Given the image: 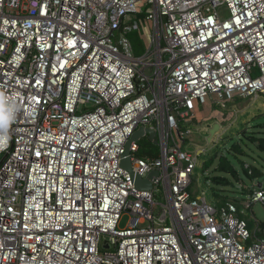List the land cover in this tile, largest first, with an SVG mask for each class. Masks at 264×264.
Instances as JSON below:
<instances>
[{"label": "built area", "instance_id": "1", "mask_svg": "<svg viewBox=\"0 0 264 264\" xmlns=\"http://www.w3.org/2000/svg\"><path fill=\"white\" fill-rule=\"evenodd\" d=\"M234 96L264 97V0H0V264H264L235 204L187 191L188 124ZM139 128L158 154L132 141L130 173Z\"/></svg>", "mask_w": 264, "mask_h": 264}, {"label": "rangeland", "instance_id": "2", "mask_svg": "<svg viewBox=\"0 0 264 264\" xmlns=\"http://www.w3.org/2000/svg\"><path fill=\"white\" fill-rule=\"evenodd\" d=\"M219 14L221 17H226L228 11L223 6L219 9ZM113 41L116 42V38H113ZM141 45L144 50L142 41ZM133 54L136 55L134 51ZM222 101L223 105L212 101L211 103L208 102L205 108L204 106L201 108L200 112L203 113L204 117L202 119L197 118V127H200L201 130L191 123L188 124L193 131L185 138L182 147H186L190 151L201 149L203 152L197 157L198 163L192 173L191 183L187 191L191 196L200 195L203 191L206 201L217 208L225 201L232 202L240 212V217L247 222L249 231L251 233L255 231L257 235L260 232V224L264 222V205L259 202L251 203L250 198L253 190L260 188L258 183H262L264 187V155L249 142L242 143L244 151L242 153L236 152L234 154L230 148L232 144L240 141L239 137L243 133L252 132L256 136L264 135V97L252 99L251 97L234 96L230 100ZM215 122L220 124L221 129L208 143L206 141L208 131L206 130ZM138 142L147 146L149 140L147 137H141ZM221 156L228 159L236 171V176L233 177L230 173L216 169L221 163ZM210 157L212 158L210 159ZM242 163L259 169L261 177L252 183L245 175ZM214 175L225 177L227 183L212 184L210 180ZM155 197L157 202L163 203L165 201L161 192L156 193ZM126 220L127 217H123L120 224L123 225ZM102 252L103 249L100 246V253Z\"/></svg>", "mask_w": 264, "mask_h": 264}, {"label": "trees", "instance_id": "3", "mask_svg": "<svg viewBox=\"0 0 264 264\" xmlns=\"http://www.w3.org/2000/svg\"><path fill=\"white\" fill-rule=\"evenodd\" d=\"M128 37H129V40L131 43L132 50L135 52L136 56L141 55L143 52V47L141 45L142 40H141L140 33L139 32H130V33H128ZM239 139H240V141L232 144V146L230 148V151L232 153L236 154V152H241V153L244 152L242 149V143L249 142L250 144H253L255 146L257 151H259L260 153H262L264 155V135L256 136L252 132H249L248 134H246V133L241 134ZM146 148L149 150V152L152 155L156 156L158 154L157 145H154L153 143L149 142L147 144ZM211 158L212 157H210V159ZM220 161H221V163L218 164L216 169L230 173L233 177L236 176L235 169L232 167V165L229 163V161L226 157L221 156ZM242 169H243L245 175L250 179V181L252 183L255 182L258 179V177H261L260 176L261 172L256 167L242 163ZM210 181L212 184H216V185L227 183V179L223 176H220V175L212 176ZM257 185H255V186H257ZM261 187L264 189V187L262 185H261ZM225 202H227V201H225ZM259 227H260V232L257 235L258 236H264V222H262Z\"/></svg>", "mask_w": 264, "mask_h": 264}, {"label": "water", "instance_id": "4", "mask_svg": "<svg viewBox=\"0 0 264 264\" xmlns=\"http://www.w3.org/2000/svg\"><path fill=\"white\" fill-rule=\"evenodd\" d=\"M221 126L218 122H215L212 124V126L209 128L208 131V137L206 141L210 143L214 136L219 132ZM147 135V139L151 141L154 145H157L158 141L155 139V132L146 128H139L137 129L131 136L130 140L127 142L125 145V152L124 156L121 160V167L128 170L131 173V166H130V161H129V144L132 141H138L141 137ZM158 172L157 171H152L150 172L146 178H141L138 175H134V183L135 187L138 190H150L152 189V182L151 178L153 176H157ZM261 183H258V187H261Z\"/></svg>", "mask_w": 264, "mask_h": 264}, {"label": "crops", "instance_id": "5", "mask_svg": "<svg viewBox=\"0 0 264 264\" xmlns=\"http://www.w3.org/2000/svg\"><path fill=\"white\" fill-rule=\"evenodd\" d=\"M208 102L211 103L212 101H211V100H208L207 103H206L205 105H203L204 108L206 107V105L208 104ZM203 106H202V107H203ZM202 107H200V108L196 111V112H197V113H196V117L192 120V122H193L194 124H198V120H197L198 117H200V119H202V118L204 117V116H203V113L200 112V110H201Z\"/></svg>", "mask_w": 264, "mask_h": 264}, {"label": "clouds", "instance_id": "6", "mask_svg": "<svg viewBox=\"0 0 264 264\" xmlns=\"http://www.w3.org/2000/svg\"><path fill=\"white\" fill-rule=\"evenodd\" d=\"M221 129V128H220Z\"/></svg>", "mask_w": 264, "mask_h": 264}]
</instances>
